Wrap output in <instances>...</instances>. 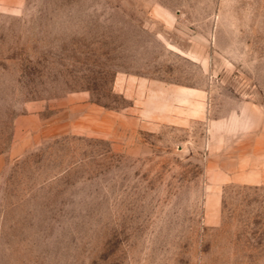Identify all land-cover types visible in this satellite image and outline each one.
Returning a JSON list of instances; mask_svg holds the SVG:
<instances>
[{
    "label": "rangeland",
    "instance_id": "1",
    "mask_svg": "<svg viewBox=\"0 0 264 264\" xmlns=\"http://www.w3.org/2000/svg\"><path fill=\"white\" fill-rule=\"evenodd\" d=\"M0 264H264V0H0Z\"/></svg>",
    "mask_w": 264,
    "mask_h": 264
}]
</instances>
